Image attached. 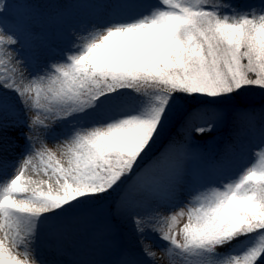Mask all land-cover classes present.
Returning <instances> with one entry per match:
<instances>
[{
    "label": "snow or ice",
    "instance_id": "snow-or-ice-1",
    "mask_svg": "<svg viewBox=\"0 0 264 264\" xmlns=\"http://www.w3.org/2000/svg\"><path fill=\"white\" fill-rule=\"evenodd\" d=\"M134 7L114 5L117 16ZM7 9L0 2V15ZM19 42L0 26V90L32 113L28 147L13 174L0 178V264H46L37 256L41 228L122 185L142 193L122 195L120 211L139 236L164 242L159 259L264 264V138L234 176L187 190L183 146L169 139L154 154L176 120L190 139L213 131L246 90L264 94V0L247 8L156 0L146 12L78 33L63 59L35 74L18 57ZM7 109L0 95V112ZM235 112L252 123L254 111ZM8 127L0 120V134ZM260 127L264 137V106ZM142 253L146 259L127 264H156L157 252Z\"/></svg>",
    "mask_w": 264,
    "mask_h": 264
},
{
    "label": "rangeland",
    "instance_id": "rangeland-1",
    "mask_svg": "<svg viewBox=\"0 0 264 264\" xmlns=\"http://www.w3.org/2000/svg\"><path fill=\"white\" fill-rule=\"evenodd\" d=\"M8 9L0 15V26L18 33L19 44L15 46L18 57L23 60L29 73L41 72L51 62L63 59L71 49L78 33L94 26H103L117 18H129L146 12L156 0H131L135 7L116 15L114 5L117 0H0ZM240 8L250 5L259 7L262 0H231ZM255 89V88H253ZM252 90V89H250ZM8 104L7 111L0 112V120L9 125L0 140V178L10 177L18 159L6 155V148H19L22 154L28 147L25 140L26 123L32 113L25 115L14 93L3 92ZM253 102L264 100V94L253 97ZM222 109L224 117L211 132L198 135L194 131L190 139L176 120L156 145L154 154L162 152L169 139L185 152L184 186L189 189L198 184L216 182L234 176L252 162V149L262 138L260 122L252 128H244L246 121L235 112L238 103ZM248 102V101H247ZM264 106V103L263 105ZM241 108V107H240ZM261 117V110L255 115ZM209 111L206 119L211 120ZM59 128H57V132ZM236 136L235 144L227 143L228 135ZM4 137V138H3ZM55 136L47 137V145L52 148ZM39 147V143H37ZM141 200L142 193L131 190L127 193L122 185L112 192V203L101 198L86 202L70 218L50 222L41 228L37 240V256L46 264H127L131 260L146 259L142 248L148 246L157 252L156 264H168L167 259H159L160 248L164 244L154 233L144 237L134 231L130 219L124 216L121 197ZM167 205L161 202V211ZM142 241V242H141Z\"/></svg>",
    "mask_w": 264,
    "mask_h": 264
},
{
    "label": "trees",
    "instance_id": "trees-1",
    "mask_svg": "<svg viewBox=\"0 0 264 264\" xmlns=\"http://www.w3.org/2000/svg\"><path fill=\"white\" fill-rule=\"evenodd\" d=\"M246 91L248 94L246 96H243L246 99V101L243 103H238L237 107H241V108L246 107L249 110L254 111V113L256 114L257 112H259L262 109V105L264 103V100H259V102H253V101H250V99L255 100V99H253V97L261 96L263 94L260 92L259 89H252V90L248 89ZM259 121H261V117L259 116V114L254 115L252 123L249 124L246 121L245 123H243V127L244 128H252L253 126H257L256 124H259ZM234 140H236V136H233V134L228 135V138H227L228 144H230V145L235 144ZM101 200L105 201L107 204L112 203V197H110V196H104L101 198Z\"/></svg>",
    "mask_w": 264,
    "mask_h": 264
},
{
    "label": "bare ground",
    "instance_id": "bare-ground-1",
    "mask_svg": "<svg viewBox=\"0 0 264 264\" xmlns=\"http://www.w3.org/2000/svg\"><path fill=\"white\" fill-rule=\"evenodd\" d=\"M7 130H9V129L7 128ZM1 136H3V135H1ZM5 150H6V155L10 156L11 159H12V157H13V159H18V158L20 159L21 156L23 155L21 153V151L19 150V148H14L12 146L7 147ZM23 153H25V152L23 151Z\"/></svg>",
    "mask_w": 264,
    "mask_h": 264
}]
</instances>
